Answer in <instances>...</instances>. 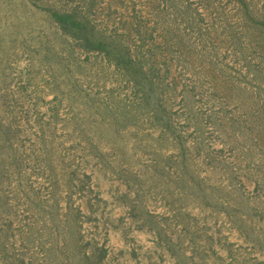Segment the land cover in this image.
<instances>
[{"label":"rangeland","instance_id":"obj_1","mask_svg":"<svg viewBox=\"0 0 264 264\" xmlns=\"http://www.w3.org/2000/svg\"><path fill=\"white\" fill-rule=\"evenodd\" d=\"M0 264H264V0H0Z\"/></svg>","mask_w":264,"mask_h":264},{"label":"trees","instance_id":"obj_2","mask_svg":"<svg viewBox=\"0 0 264 264\" xmlns=\"http://www.w3.org/2000/svg\"><path fill=\"white\" fill-rule=\"evenodd\" d=\"M59 17V16H58ZM63 19H65V18H63Z\"/></svg>","mask_w":264,"mask_h":264}]
</instances>
